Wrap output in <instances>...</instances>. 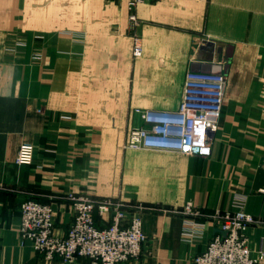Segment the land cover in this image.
<instances>
[{
	"label": "crops",
	"instance_id": "1",
	"mask_svg": "<svg viewBox=\"0 0 264 264\" xmlns=\"http://www.w3.org/2000/svg\"><path fill=\"white\" fill-rule=\"evenodd\" d=\"M134 12L137 24L128 0H0V264L86 263L22 237L27 198L52 204L58 236L74 221L70 193L122 199L130 215L143 205V253L120 264H193L220 233L211 217L238 203L264 220V0H146ZM17 36L24 55L7 51ZM189 70L227 76L210 155L127 148L147 126L138 109L179 110ZM23 143L31 164L15 162ZM188 203L201 215L182 213ZM192 222L204 229L188 242ZM248 237L264 253V225Z\"/></svg>",
	"mask_w": 264,
	"mask_h": 264
},
{
	"label": "built area",
	"instance_id": "2",
	"mask_svg": "<svg viewBox=\"0 0 264 264\" xmlns=\"http://www.w3.org/2000/svg\"><path fill=\"white\" fill-rule=\"evenodd\" d=\"M146 0H128L130 20L137 24L134 12L137 5ZM27 41L20 37L7 47L11 54H26ZM143 53L140 37H136L134 55ZM43 53L31 52V58L40 60ZM227 76L222 72L189 70L185 76L183 98L179 110L174 112L141 110L146 127L130 132L127 148L172 150L186 155L207 156L211 153L210 134L218 130ZM36 147L23 143L15 162L19 165L35 161ZM68 199L74 210V223L65 236L54 232L52 204L27 198L21 203L20 232L23 238L33 242L35 249L48 258L58 257L67 263L85 258V264H120L138 258L148 240L143 228V205L132 209L125 201L115 197L94 198L70 193ZM111 221L104 228L98 227L95 213ZM182 213L198 217L201 213L191 203ZM211 221L218 225L220 233L214 235L205 249L193 258V264H261L264 253L254 255L249 243L248 229L264 225V220L248 212L244 203L234 210L217 211ZM184 228V239L194 242L203 234V223L192 222Z\"/></svg>",
	"mask_w": 264,
	"mask_h": 264
},
{
	"label": "rangeland",
	"instance_id": "3",
	"mask_svg": "<svg viewBox=\"0 0 264 264\" xmlns=\"http://www.w3.org/2000/svg\"><path fill=\"white\" fill-rule=\"evenodd\" d=\"M20 37L24 38L23 36H17V37H15V40L18 39V38H20ZM91 197H92V196H91ZM94 198H95V197H94ZM101 218H102V217H101ZM95 220H96V218H95ZM73 223H74V221H73ZM96 224H97V223H96ZM72 225H73V224H72ZM72 225H71V227H72ZM54 226H55V224H54ZM97 226H98V225H97ZM71 227H70V229H71ZM98 227H99V226H98ZM101 228H102V227H101ZM103 228H104V227H103ZM70 229H69V231H70ZM69 231H68V232H69ZM67 234H68V233H67ZM67 234H66V235H67ZM24 239H25V238H24ZM26 240H29V239H26ZM30 241H31V240H30ZM31 242H32V241H31ZM32 243H33V242H32ZM33 246H34V245H33ZM34 248H35V247H34ZM36 250H37V249H36ZM55 258H56V257H55ZM61 260H62V259H61ZM62 261H63V260H62ZM64 262H65V261H64Z\"/></svg>",
	"mask_w": 264,
	"mask_h": 264
},
{
	"label": "water",
	"instance_id": "4",
	"mask_svg": "<svg viewBox=\"0 0 264 264\" xmlns=\"http://www.w3.org/2000/svg\"><path fill=\"white\" fill-rule=\"evenodd\" d=\"M230 51V50H229ZM231 52V51H230ZM229 52V57L231 56V53Z\"/></svg>",
	"mask_w": 264,
	"mask_h": 264
}]
</instances>
